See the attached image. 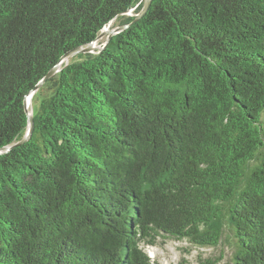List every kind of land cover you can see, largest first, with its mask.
I'll list each match as a JSON object with an SVG mask.
<instances>
[{
    "label": "trees",
    "instance_id": "1",
    "mask_svg": "<svg viewBox=\"0 0 264 264\" xmlns=\"http://www.w3.org/2000/svg\"><path fill=\"white\" fill-rule=\"evenodd\" d=\"M143 1L0 0V150L129 24L0 153V264H157L225 227L223 264H264V0Z\"/></svg>",
    "mask_w": 264,
    "mask_h": 264
},
{
    "label": "rangeland",
    "instance_id": "2",
    "mask_svg": "<svg viewBox=\"0 0 264 264\" xmlns=\"http://www.w3.org/2000/svg\"><path fill=\"white\" fill-rule=\"evenodd\" d=\"M126 16L133 15V11H128ZM119 16L109 22L110 29L120 25ZM93 41L95 46L89 51L94 53L99 50L102 44L106 41L108 33L99 35ZM87 52H80L71 56H68L62 64L59 65L58 70L61 66L68 64L72 61H78L81 57H77L78 54H85ZM36 91V90H35ZM35 93V92H34ZM30 107L31 115L34 113L38 106V99L33 98ZM28 112V111H27ZM259 161H264V148L260 149ZM143 249L146 251L152 261L157 264H223L232 258L234 251V237L232 232L225 227L223 229L222 237L220 242L216 246H202L190 244L184 239L175 238H158L154 245H143Z\"/></svg>",
    "mask_w": 264,
    "mask_h": 264
},
{
    "label": "water",
    "instance_id": "3",
    "mask_svg": "<svg viewBox=\"0 0 264 264\" xmlns=\"http://www.w3.org/2000/svg\"><path fill=\"white\" fill-rule=\"evenodd\" d=\"M149 2H150V0H144L143 1V6H142V8H141V10L136 14V16H135V18H134V20H136V19H138L142 14H144V12L146 11V9H147V7H148V5H149ZM128 11H132V9H130V10H128ZM128 11H125V12H123V13H120L121 15H125ZM129 24H121V25H118V26H116L115 28H113V29H111V31L108 33V35H107V39L110 37V36H112V35H114V34H116V33H118V32H120V31H122L123 29H125L127 26H128ZM102 33H100L99 35H101ZM98 36V35H97ZM97 38V37H96ZM95 38V39H96ZM107 39H106V41H107ZM94 41V40H93ZM92 41V42H93ZM106 41L104 42V43H106ZM92 42H90V43H92ZM89 44V43H88ZM87 45V44H86ZM89 51L90 50H88V49H83V46H80V47H76V48H74V49H72V50H70V51H68V52H66L65 54H63V56L60 58V60L58 61V63L54 66V67H52L48 72H47V74L34 86V88L31 90V91H29V93H27L26 95H25V97H24V107H25V111H26V115H27V127H26V130H25V133H24V135L22 136V138L19 140V141H17L16 143H14L13 145H15V144H19V143H22V142H24V141H26L28 138H29V136H30V134H31V129H32V126H33V118H32V115H29L28 114V112H27V106H26V104H25V98L27 97V96H31L34 92H35V90H37L38 88H39V86L48 78V77H50V76H52L53 74H55L57 71H58V67H59V65L62 63V61L66 58V57H68V56H71V55H74V54H77V53H80V52H87V53H89ZM66 65V64H65ZM13 145H10V146H7V147H5V148H3V149H1L0 150V153H2V152H5V151H7V150H9Z\"/></svg>",
    "mask_w": 264,
    "mask_h": 264
},
{
    "label": "bare ground",
    "instance_id": "4",
    "mask_svg": "<svg viewBox=\"0 0 264 264\" xmlns=\"http://www.w3.org/2000/svg\"><path fill=\"white\" fill-rule=\"evenodd\" d=\"M111 31V29H110V24L108 23V24H106L101 30H100V33H102V35L104 34V33H109ZM95 46V44H94V42H92V43H89V44H87V45H85V46H83V49H88V50H91V49H93V47ZM67 58V57H66ZM65 58V59H66ZM69 58V57H68ZM67 58V59H68ZM64 59V60H65ZM66 59V60H67ZM63 60V61H64ZM63 61H62V63H63ZM61 63V64H62ZM31 103H32V95L31 96H27L26 98H25V104H26V106H27V111H28V114L29 115H31V111H30V107H31Z\"/></svg>",
    "mask_w": 264,
    "mask_h": 264
}]
</instances>
